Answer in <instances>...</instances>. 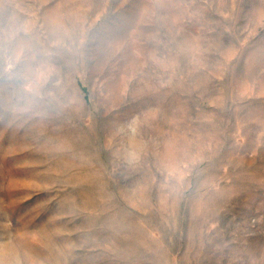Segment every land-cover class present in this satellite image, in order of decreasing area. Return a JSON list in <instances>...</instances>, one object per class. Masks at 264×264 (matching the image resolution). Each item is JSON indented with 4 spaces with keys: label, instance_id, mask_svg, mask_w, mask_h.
Here are the masks:
<instances>
[{
    "label": "rangeland",
    "instance_id": "374dc122",
    "mask_svg": "<svg viewBox=\"0 0 264 264\" xmlns=\"http://www.w3.org/2000/svg\"><path fill=\"white\" fill-rule=\"evenodd\" d=\"M0 264H264V0H0Z\"/></svg>",
    "mask_w": 264,
    "mask_h": 264
}]
</instances>
